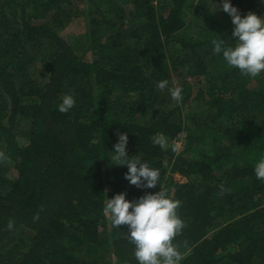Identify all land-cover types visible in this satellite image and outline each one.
Listing matches in <instances>:
<instances>
[{"label":"trees","instance_id":"1","mask_svg":"<svg viewBox=\"0 0 264 264\" xmlns=\"http://www.w3.org/2000/svg\"><path fill=\"white\" fill-rule=\"evenodd\" d=\"M215 2L0 0V264H137L127 226L103 207L160 187L179 202V264H264V181L253 172L264 72L253 84L213 54V39L234 43L228 33H194L193 17L208 21ZM231 3L264 16L261 0ZM80 17L78 52L65 37ZM181 80L189 93L174 101L168 89ZM66 94L75 104L61 113ZM117 131L159 170L155 188L129 184L127 167L108 160Z\"/></svg>","mask_w":264,"mask_h":264},{"label":"clouds","instance_id":"2","mask_svg":"<svg viewBox=\"0 0 264 264\" xmlns=\"http://www.w3.org/2000/svg\"><path fill=\"white\" fill-rule=\"evenodd\" d=\"M216 4L217 10L222 9L231 18L233 29L230 40L234 43L228 44L223 38L213 39V54L221 55L229 68L238 69L244 75H260L264 72V16L252 11L242 15L231 0H221ZM167 83L159 81L156 87L163 90ZM168 92L172 100H180V87H171ZM74 104V97L66 94L57 104V110L61 113L68 112ZM116 136L117 140L108 160L112 161L113 166L127 167L124 179L129 184L143 189L155 188L159 181V170L150 167L140 157L129 155L127 133L117 131ZM154 142L161 146L164 143L162 139ZM253 172L258 180L264 181V157L255 163ZM126 195L125 192H120L108 198L103 212L113 227L127 226L137 264H179L181 255L173 243L174 237L184 227L177 214L179 202L161 187L159 191L145 192L133 200L127 199ZM8 227H12L11 222Z\"/></svg>","mask_w":264,"mask_h":264},{"label":"rangeland","instance_id":"3","mask_svg":"<svg viewBox=\"0 0 264 264\" xmlns=\"http://www.w3.org/2000/svg\"><path fill=\"white\" fill-rule=\"evenodd\" d=\"M98 1H100V0H98ZM78 6H79V3H78ZM217 8H218V5L217 4H211V5L209 4V6H208L209 19H208V21L206 19V22H205V20L201 19L200 16L193 17V19H194L193 20L194 33H195V31L198 32L199 35H197V37L199 38L200 41H204V40H207V39L210 38L209 35H208L209 33L208 34H206V32L204 33L203 32V29H208L209 32H210V28H216V29H218L222 33L225 32V33H228L229 36L231 35L232 29H233V25L231 23L230 16L227 13H225L222 9H218L217 10ZM240 12H241L242 15H245L246 14L243 11H240ZM79 14H81V12H79ZM207 22L210 23L209 26L207 25ZM206 26H208V27H206ZM70 30L71 31L68 32L67 36L65 37L66 40L68 41V43L71 46L75 47V49L78 52L82 51L80 49H82L84 46H86L84 44V42H83L84 41V36H85V31H86L85 30V23H84L83 19L81 17L79 19H77L76 20V23H75V26L72 27ZM176 49H177L178 53H180V54L185 53L183 51V49H181L180 47H178ZM172 52H173V54H175V51L172 50ZM87 57L88 58H91V52L90 51H89ZM256 77L260 81V76L258 75ZM252 79H253V84L258 82V80L255 79V77H253ZM204 84H205V81L202 80L201 82H199L197 84V88L202 87ZM185 85H186V81L181 80V81H176L173 84L172 87H180L182 92L189 93V90H187L184 87ZM185 89H186V91H185ZM188 106H189V104L186 105V109H185L184 113L186 112ZM164 145H165V146H163L164 148L165 147L166 148H169L170 143L169 142H164ZM175 146H176L177 152H179L180 150L183 149V142L182 141H179V142L175 143ZM233 160H235L237 162H241V160L239 159V157H236V156L233 157ZM174 178L178 182H184L185 181V180H183V178H181L178 175H174ZM25 238H23V236H21L20 239H25Z\"/></svg>","mask_w":264,"mask_h":264},{"label":"built area","instance_id":"4","mask_svg":"<svg viewBox=\"0 0 264 264\" xmlns=\"http://www.w3.org/2000/svg\"><path fill=\"white\" fill-rule=\"evenodd\" d=\"M198 1V0H197Z\"/></svg>","mask_w":264,"mask_h":264}]
</instances>
